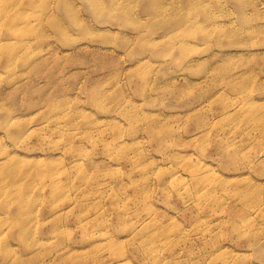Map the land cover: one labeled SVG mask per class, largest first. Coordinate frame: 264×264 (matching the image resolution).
<instances>
[{
    "label": "rangeland",
    "instance_id": "obj_1",
    "mask_svg": "<svg viewBox=\"0 0 264 264\" xmlns=\"http://www.w3.org/2000/svg\"><path fill=\"white\" fill-rule=\"evenodd\" d=\"M0 264H264V0H0Z\"/></svg>",
    "mask_w": 264,
    "mask_h": 264
},
{
    "label": "bare ground",
    "instance_id": "obj_2",
    "mask_svg": "<svg viewBox=\"0 0 264 264\" xmlns=\"http://www.w3.org/2000/svg\"><path fill=\"white\" fill-rule=\"evenodd\" d=\"M96 10H98L99 8H98V6L95 8ZM252 117V116H251Z\"/></svg>",
    "mask_w": 264,
    "mask_h": 264
}]
</instances>
